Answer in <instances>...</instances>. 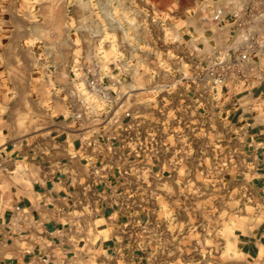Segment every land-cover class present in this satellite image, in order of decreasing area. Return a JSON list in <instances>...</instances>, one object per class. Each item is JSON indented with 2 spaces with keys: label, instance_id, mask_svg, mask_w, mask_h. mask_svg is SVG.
<instances>
[{
  "label": "crops",
  "instance_id": "1",
  "mask_svg": "<svg viewBox=\"0 0 264 264\" xmlns=\"http://www.w3.org/2000/svg\"><path fill=\"white\" fill-rule=\"evenodd\" d=\"M249 1H71L86 45L0 44V264H169L171 196L204 177L256 196L263 211L227 243L264 264V60L198 81ZM156 21L179 22L178 44L156 47Z\"/></svg>",
  "mask_w": 264,
  "mask_h": 264
},
{
  "label": "rangeland",
  "instance_id": "2",
  "mask_svg": "<svg viewBox=\"0 0 264 264\" xmlns=\"http://www.w3.org/2000/svg\"><path fill=\"white\" fill-rule=\"evenodd\" d=\"M71 1L86 4V0H56L57 12L52 18H46L44 13L40 14L41 7L47 6L45 3L4 0L5 4L0 3V44H10L11 47L25 43L45 45L53 36V42L59 47H67L72 42L80 47L86 45V35L82 33L86 20L74 19L70 15ZM35 6L37 10H34ZM3 7L5 12L1 10ZM160 23L155 22L156 47H165V43L178 44L176 31L179 22H167L165 28ZM183 184V190L171 196L175 209L167 214L171 221H179L183 225L181 250L171 254L169 264H249L238 254L235 245L227 241L233 231L236 233L242 229L246 222L252 223L249 217L256 218L263 211L256 196L228 194L227 181L221 177L217 182L204 177ZM212 187L218 190L212 192Z\"/></svg>",
  "mask_w": 264,
  "mask_h": 264
},
{
  "label": "built area",
  "instance_id": "3",
  "mask_svg": "<svg viewBox=\"0 0 264 264\" xmlns=\"http://www.w3.org/2000/svg\"><path fill=\"white\" fill-rule=\"evenodd\" d=\"M211 21L224 23L225 11L215 10ZM231 24V41L218 51L208 67L199 70L198 81L207 80L213 87H221L235 77L244 79L249 67L257 65L260 58L264 60V0L247 2ZM86 85L92 93L107 98L105 88L96 75H90Z\"/></svg>",
  "mask_w": 264,
  "mask_h": 264
}]
</instances>
